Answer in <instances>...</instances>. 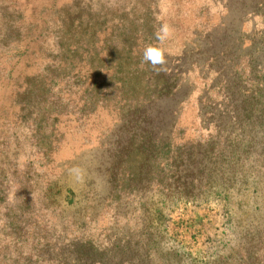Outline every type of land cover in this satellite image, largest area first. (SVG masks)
Masks as SVG:
<instances>
[{"label": "rangeland", "instance_id": "obj_1", "mask_svg": "<svg viewBox=\"0 0 264 264\" xmlns=\"http://www.w3.org/2000/svg\"><path fill=\"white\" fill-rule=\"evenodd\" d=\"M149 44L162 68L142 63ZM220 52L176 92L182 70ZM212 81L226 107L204 121L197 98ZM144 116L173 124L169 144L144 146ZM247 133L250 153L235 148ZM262 145L264 0H0V264H114V251L124 264H264ZM95 168L101 211L58 206L49 185L79 177L87 193Z\"/></svg>", "mask_w": 264, "mask_h": 264}, {"label": "trees", "instance_id": "obj_2", "mask_svg": "<svg viewBox=\"0 0 264 264\" xmlns=\"http://www.w3.org/2000/svg\"><path fill=\"white\" fill-rule=\"evenodd\" d=\"M217 57H219L220 59L224 58V53L220 52V53H218V56L210 57L208 60H205L204 62H201V63L193 62L186 69L182 70L180 72L178 78H177L178 83L176 84V89H177L176 92L181 91L184 88V86H188V87L190 86L192 88V91H193V89L195 88V85L193 82H191V75L194 72H198V74L200 75V77L204 81L207 78V73H209L212 70L211 69V61L217 59ZM219 75H220V73H219ZM191 88H190V91H191ZM227 89H228L227 86L224 83H221L219 81L218 82L212 81V82H209V84H207V85L205 84V87L202 89V92L200 93V95L197 98L198 113H199L201 119H203L205 121V119H206L205 114H207V111L210 109L213 110V109H216L217 107L220 108L222 105L224 106L223 108L226 107L223 100H225L227 97V91H226ZM213 91H216V93H220L221 95H224L223 100L222 101L212 100L210 98V93ZM188 95H189V93H188ZM172 97H173V94L170 95V98H172ZM166 98H167V94L163 97L158 98L157 101H163ZM185 99L186 98H184V100ZM184 100H182V102ZM178 104L180 105L181 101H179ZM133 127H136V129L139 130V135H143V136L147 137V139L144 141V146L149 145L150 147L152 146L154 148L157 144L167 145L171 141V139H168V138L161 136V132H163V131L170 132L173 129V124H171L169 122V120L166 119V117H158V116H153V117L152 116H146L145 117L144 116V118H142V119L135 120ZM156 129H158V130L160 129V131H159L160 134L159 133L155 134ZM248 135L249 134L247 133L244 137L245 141L247 143L243 142V141H242V143L240 141L236 142V144H239L237 147L234 145L236 149L243 146V149H245L246 153H250V152L255 151V148L253 147L254 145H253V143H251L252 139L247 138ZM147 148H149V147H147ZM257 154H258V157L262 158L261 159V160H263L262 163H264V145H262V147L258 149ZM202 155H201V157H202ZM201 157L196 159V170L200 166L199 161L204 159V157H202V158ZM193 164H195V162H193ZM117 172H118V168H116V166H109L108 169L105 170L103 173L104 182L107 183L110 179H112V177H115ZM99 173H100V170L95 168L93 170V176L95 178L91 179L90 181L86 180V185L91 184L93 187L92 189L89 188L87 193H86L85 186H83L82 188H80L78 186L81 183H85V181H83V180L81 182V180H79V177H77L75 181L70 180L68 182H64L63 183L64 185H60V187H58L56 185V182H53L49 185L48 189L49 190H52V189L55 190L58 188V191L55 193L59 197L58 198L59 201H57L58 206L63 205L60 201H66L68 204L74 205L78 210L81 209L82 211H84L86 209L88 203L91 202L93 206H97V207L100 206V211H101V209L103 207L101 204V201H103V198L106 199L108 194L107 193L103 194L102 185L97 184L95 182L98 178L101 179V174H99ZM187 174H189V173H187ZM189 175L190 176L185 175V177H186L185 184H187V186H191V188L195 187L197 189H201L202 188V186H201L202 179H199V176L195 177L191 174H189ZM182 176H184V175H182ZM57 181H59V179ZM62 188H64V192H66V194H64V196L62 195V190H61ZM74 189H76L78 191L74 192ZM181 193H183V195H185L184 189L181 191ZM103 195H104V197H103ZM134 200H135V196H133L132 200L128 201L132 207H136L134 205ZM114 215H116L114 219H116L118 217V215H123V217L126 218V214H121V212L118 210H116ZM130 246L131 245L129 243H126L124 245L125 249H121L120 251L130 252V250L132 249L134 251V253H137V251H140V252H143L145 256H147V254H148L147 251L145 249H143V248H145L144 245L133 244L131 247ZM108 249L110 251L112 249L116 250V249H118V246L115 245V243H112L110 245V247H108ZM93 252H94V254H97V253H95L97 251H93ZM119 253H120L119 251L117 253H115V251L113 253H110L112 256V259L114 261H116V262H114V264L115 263L124 264L127 261L125 255H124L125 258L121 259L123 257V255L120 256ZM86 257H88V258L94 257V255L86 256ZM102 263L104 264V262H102ZM108 264H110V263H108Z\"/></svg>", "mask_w": 264, "mask_h": 264}, {"label": "clouds", "instance_id": "obj_3", "mask_svg": "<svg viewBox=\"0 0 264 264\" xmlns=\"http://www.w3.org/2000/svg\"><path fill=\"white\" fill-rule=\"evenodd\" d=\"M172 36V29L167 24H162L155 32V38L159 44H163ZM142 63L150 64L154 69L162 68L166 64L165 51L157 44H149L143 49Z\"/></svg>", "mask_w": 264, "mask_h": 264}]
</instances>
